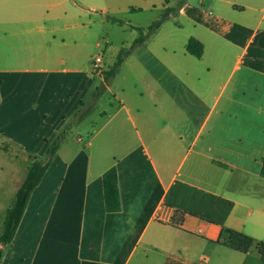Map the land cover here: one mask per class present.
Instances as JSON below:
<instances>
[{
    "label": "crops",
    "instance_id": "crops-1",
    "mask_svg": "<svg viewBox=\"0 0 264 264\" xmlns=\"http://www.w3.org/2000/svg\"><path fill=\"white\" fill-rule=\"evenodd\" d=\"M167 8L105 83L128 26ZM115 27L130 38L110 39ZM68 123L0 264H264L222 235L264 242V0H0V149L20 164L0 235L30 158Z\"/></svg>",
    "mask_w": 264,
    "mask_h": 264
},
{
    "label": "trees",
    "instance_id": "trees-1",
    "mask_svg": "<svg viewBox=\"0 0 264 264\" xmlns=\"http://www.w3.org/2000/svg\"><path fill=\"white\" fill-rule=\"evenodd\" d=\"M173 9H165L159 17L153 21L149 26L145 28L130 26L138 32V37L133 41L129 49L122 48L116 58L114 65L103 73L104 82H109L117 73L120 65L123 62L125 56L134 49L136 46L141 45L144 41L152 35L161 24L169 17L173 12ZM112 23L119 26L125 24L123 20L108 17ZM186 51L188 54L199 59L203 53V46L194 38H190L186 44ZM104 86H100L93 94V98L97 99L102 95ZM77 116V114H76ZM72 123H68L60 133L55 137V139L48 145L44 158L39 159L37 157H31V163L28 166L27 174L20 185L18 191L16 192L15 200L11 208L8 209L2 233L0 235V244L7 245L10 243L14 237L18 224L22 218L24 210L26 208L29 196L33 189L39 184L42 177L44 176L47 169L50 167L54 156L60 146V143L68 133L71 128ZM102 188H103V200L105 211L108 213L118 212L120 210V198L118 191V177L117 170L115 166H112L106 170L102 175ZM224 236V243L229 248L241 252L247 253L250 250H255L262 261H264V242L256 241L255 239L227 229L222 232ZM2 257V250H0V259Z\"/></svg>",
    "mask_w": 264,
    "mask_h": 264
},
{
    "label": "rangeland",
    "instance_id": "rangeland-1",
    "mask_svg": "<svg viewBox=\"0 0 264 264\" xmlns=\"http://www.w3.org/2000/svg\"><path fill=\"white\" fill-rule=\"evenodd\" d=\"M145 21H146V19L138 21V22L144 23ZM130 26H128V27L131 28ZM119 28L120 27H115L114 32L108 33V37H110V39H112V40L116 39L115 41L119 40V37H121L120 39H123V40L130 38L129 32H131L130 31L131 29L128 28V30L124 31V32L119 31V33H121V34L117 35L115 32H118ZM133 35H136V38H137L138 32L137 31L133 32ZM116 36H117V38H116ZM98 52L99 51H97L96 53H98ZM99 54H101V53H99ZM107 83H109V82H107ZM103 92H104V90L102 91V93ZM97 99H98V97H97ZM103 106H105V105L103 104ZM109 109H111V108L108 107V110ZM102 119H104L103 116H99L97 121L99 123H101ZM85 123H87V122H85ZM85 123H83V125H85ZM19 166H20V164L17 163L16 159L13 157V155L11 153H6L0 149V185H2V192H0V223H1V220L3 218L5 209L11 205V203L13 202V199H14V192H12L14 187L8 186L7 180H8V178H11L12 174H15L14 171H16Z\"/></svg>",
    "mask_w": 264,
    "mask_h": 264
},
{
    "label": "built area",
    "instance_id": "built-area-1",
    "mask_svg": "<svg viewBox=\"0 0 264 264\" xmlns=\"http://www.w3.org/2000/svg\"><path fill=\"white\" fill-rule=\"evenodd\" d=\"M103 58L101 54L96 55L93 58V62H92V69L94 72L100 73L102 72V68H103Z\"/></svg>",
    "mask_w": 264,
    "mask_h": 264
},
{
    "label": "water",
    "instance_id": "water-1",
    "mask_svg": "<svg viewBox=\"0 0 264 264\" xmlns=\"http://www.w3.org/2000/svg\"><path fill=\"white\" fill-rule=\"evenodd\" d=\"M4 245L0 244V250H3Z\"/></svg>",
    "mask_w": 264,
    "mask_h": 264
}]
</instances>
